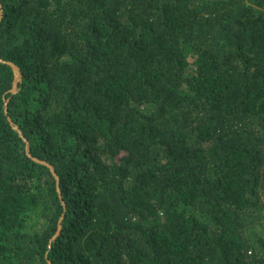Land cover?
<instances>
[{
  "label": "trees",
  "instance_id": "16d2710c",
  "mask_svg": "<svg viewBox=\"0 0 264 264\" xmlns=\"http://www.w3.org/2000/svg\"><path fill=\"white\" fill-rule=\"evenodd\" d=\"M0 3V264H264V0Z\"/></svg>",
  "mask_w": 264,
  "mask_h": 264
},
{
  "label": "water",
  "instance_id": "95a60500",
  "mask_svg": "<svg viewBox=\"0 0 264 264\" xmlns=\"http://www.w3.org/2000/svg\"><path fill=\"white\" fill-rule=\"evenodd\" d=\"M0 7H1V3H0ZM2 16H3V10H1V13H0V22H1ZM0 62L3 63V64L9 65L12 68V70H13L14 79H13V85H12V88H11L10 92L14 94V93H16L18 91V84L21 81V77H22L21 68L16 63H14L13 61H7V60H4V59L0 58ZM8 101L9 100H6V103H5V112H6L7 115H8V111H7ZM8 120H9L11 126L13 127V129L16 130L18 132V134L20 135V137L24 140L27 155L32 160H34L35 162L48 166L50 168L51 172L53 173V175L57 177L55 169L50 163L35 157L31 153V147H30L29 141L24 136V134H23L22 130L20 129V127L17 124L14 123V121L11 119L10 116H8ZM58 191L60 192L59 188H58ZM49 263L51 264V261H49Z\"/></svg>",
  "mask_w": 264,
  "mask_h": 264
}]
</instances>
